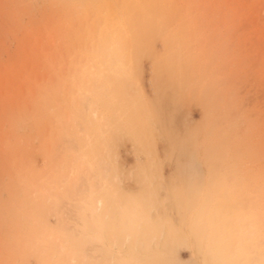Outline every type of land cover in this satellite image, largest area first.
I'll return each instance as SVG.
<instances>
[{"label": "rangeland", "instance_id": "374dc122", "mask_svg": "<svg viewBox=\"0 0 264 264\" xmlns=\"http://www.w3.org/2000/svg\"><path fill=\"white\" fill-rule=\"evenodd\" d=\"M86 262L264 264V0H0V264Z\"/></svg>", "mask_w": 264, "mask_h": 264}, {"label": "bare ground", "instance_id": "6f19581e", "mask_svg": "<svg viewBox=\"0 0 264 264\" xmlns=\"http://www.w3.org/2000/svg\"><path fill=\"white\" fill-rule=\"evenodd\" d=\"M119 3H120V2H119ZM116 6H117V5H116ZM106 7H107V6H106ZM109 7H110V5H109ZM123 7H124V6H123ZM117 8H118V7H117ZM110 10H111V8H110ZM117 10H118V9H117ZM103 12H104V11H103ZM111 15H112V13H111ZM113 18H115V17H113ZM98 19H99V18H98ZM110 20H111V19H110ZM108 21H109V20H108ZM121 26H122V25H121ZM125 28H126V27H125ZM117 29H118V28H117ZM122 29H123V28H122ZM117 31H118V30H117ZM82 32H83V31H82ZM123 32H124V31H123ZM104 34H106V32H105ZM114 35H115V34H114ZM91 37H92V36H91ZM94 37H95V36H94ZM113 37H114V36H113ZM79 39H80V38H79ZM94 39H95V38H94ZM91 41H92V40H91ZM116 41H117V40H116ZM107 42H108V39H107ZM127 42H128V41H127ZM129 42H130V41H129ZM88 44H89V43H88ZM93 44H94V43H93ZM96 44H97V42L95 43V45H96ZM105 44H106V43H105ZM115 44H116V43H115ZM117 44H118V43H117ZM128 44H129V43H128ZM126 45H127V44H126ZM99 46H100V45H99ZM99 46H98V47H99ZM98 47H97V48H98ZM105 47H106V46H105ZM116 47H117V46H116ZM118 47H119V46H118ZM129 47H130V46H129ZM82 48H83V47H82ZM89 48H90V47H89ZM89 48H88V49H89ZM95 49H96V46H95ZM106 49H107V47H106ZM108 49H109V48H108ZM108 49H107V53H109V52H108ZM118 49H119V48H118ZM89 50H90V49H89ZM128 51H129V50H128ZM99 53H100V51H99ZM122 54H123V53H122ZM82 55H83V54H82ZM100 56H101V54H100ZM102 56H103V55H102ZM107 56H108V54H107ZM87 57H88V56H87ZM110 58H111V56H110ZM129 58H130V57H129ZM86 60H87V58H86ZM102 60H104V59H102ZM114 60H115V59H114ZM92 61H93V60H92ZM124 61H125V60H124ZM104 62H106V61H104ZM90 63H93V62H90ZM112 63H113V62H112ZM115 64H116V63H115ZM131 65H132V64H131ZM131 65H130V66H131ZM118 66H119V64H118ZM128 67H129V66H128ZM132 67H133V66H132ZM80 68H81V67H80ZM121 68H122V67H121ZM121 68H120V70H121ZM130 68H131V67H130ZM92 69H93V68H92ZM77 70H78V69H77ZM111 70H112V69H111ZM79 71H80V70H79ZM95 71H97V70H95ZM95 71H94V75L96 74ZM98 73H99V72H98ZM130 74H131V73H130ZM88 76H89V75H87V77H88ZM104 76H105V75H104ZM104 76H103V77H104ZM108 76H109V75H108ZM108 76H107V77H108ZM87 77H86V78H87ZM100 77H101V76H100ZM113 77H115V76H113ZM97 78H99V77H97ZM87 79H88V78H87ZM101 79H102V78H101ZM110 79H111V78H110ZM88 80H89V79H88ZM105 80H106V79H105ZM91 81H92V80H91ZM103 81H104V80H103ZM92 82H93V81H92ZM93 83H94V82H93ZM95 83H96V82H95ZM92 85H93V84H92ZM103 85H105V84H103ZM76 86H77V84H76ZM100 86H101V85H100ZM105 86H107V85H105ZM90 87H93V86L90 85ZM102 87H103V86H102ZM102 87H101V88H102ZM85 88H86V87H85ZM87 88H88V87H87ZM99 89H100V88H99ZM95 90H96V89H95ZM90 91H91V92H92V91L94 92V90H92V89H91ZM108 91H109V90H108ZM108 91H107V92H108ZM74 92H76V90H75ZM84 92H85V91H84ZM95 92H96V91H95ZM97 92H98V91H97ZM99 93H100V92H99ZM59 94H60V92H59ZM81 94H82V93H81ZM105 94L107 95V93H105ZM84 95H85V94H84ZM103 95H104V94H103ZM82 96H83V95H82ZM91 96H93V95H91ZM104 97H105V96H104ZM107 97H108V96H107ZM84 98H86V101H87V98L90 99L89 96H88V97H84ZM93 98H94V97H93ZM106 99H107V98H106ZM106 99H105V100H106ZM108 99H109V97H108ZM71 100H72V99H71ZM71 100H69V101H71ZM82 101H83V100H82ZM88 102H89V100H88ZM88 102H87V103H88ZM90 102H93V101H90ZM108 102H109V101H108ZM56 103H57V102H56ZM58 103H59V102H58ZM83 103H84V102H83ZM101 103H102V102H101ZM101 103H99V104H101ZM73 104H74V103H73ZM73 104H72V105H73ZM77 104H79V102H77ZM77 104H76V105H77ZM88 104H89V103H88ZM92 104H93V103H92ZM94 104H95V103H94ZM96 104H97V103H96ZM70 105H71V104H70ZM90 105H91V104H90ZM103 105H104V104H103ZM83 106H87V104L84 103ZM70 107H71V106H70ZM77 107H78V106H77ZM87 107H88V106H87ZM87 107H86V108H87ZM96 107H97V106H96ZM79 108H80V106H79ZM84 108H85V107H84ZM117 108H118V107H117ZM73 109H74V108H73ZM71 110H72V109H70L69 111H71ZM74 110H75V109H74ZM79 110H80V109H79ZM101 110H103V109H101ZM81 111H82V110H81ZM83 111H85V109H84ZM86 111H87V110H86ZM71 112H72V111H71ZM101 112H102V111H101ZM76 113H77V112H76ZM84 113H86V112H83V114H84ZM73 114H75V113H73ZM73 114H72V115H73ZM92 114H93V115H92L93 117L98 115V113H97L96 111H94ZM103 114H104V113H103ZM105 114H106V113H105ZM66 115H67V113H66ZM100 115H101V114H100ZM106 115H107V114H106ZM153 115H155V114H153ZM86 116H87V114H86ZM98 116H99V115H98ZM101 116H102V115H101ZM107 116H108V115H107ZM79 117H80V116H78V118H79ZM108 117H109V116H108ZM101 118H102V117H101ZM103 118H105V117L103 116ZM106 118H107V117H106ZM68 119H69V118H68ZM68 119H67V120H68ZM82 119H83V118H82ZM88 120H90V119H88ZM91 120H93V119H91ZM103 120H104V119H103ZM103 120H102V121H103ZM107 120H108V118H107ZM53 121H54V120H53ZM61 121H62V120H61ZM102 121H100V122H102ZM89 122L91 123V121H89ZM92 122H93V121H92ZM60 123H61V122H60ZM75 123H76V122H75ZM77 123H78V121H77ZM80 123H81V122H80ZM62 124H64V123H62ZM83 124L85 125L86 123H83ZM97 124H98V123H97ZM101 124H102V123H101ZM78 125L80 126L81 124H78ZM94 125H95V123H94ZM107 125H108V124H107ZM123 125H124V124H123ZM85 126H86V125H85ZM87 126H88V123H87ZM101 126H102V125H101ZM107 127H108V126H107ZM109 127H110V126H109ZM109 127H108V128H109ZM59 128H61V127H59ZM63 128H64V127H63ZM73 128H74V127H73ZM73 128H72V129H73ZM83 128H84V127H83ZM105 128H106V126H105ZM76 129H77V128H76ZM89 129H90V128H89ZM91 129H93V127H91ZM46 130H47V129H46ZM65 130H66V129H65ZM95 130H96V129H94V132H96ZM67 131H69V130H67ZM88 131H90V130H88ZM97 131H98V130H97ZM108 131H109V130H108ZM108 131H107V132H108ZM110 131H111V130H110ZM110 131H109V132H110ZM77 132H78V131H77ZM77 132H76V134H77ZM79 132H80V131H79ZM109 132H108V133H109ZM144 132H145V131H144ZM58 133H59V132H58ZM60 133H61V131H60ZM80 133H82V132H80ZM80 133H79V134H80ZM87 133H88V132H87ZM63 134H64V133H63ZM74 134H75V133H74ZM79 134H78V135H79ZM91 134H92V133H91ZM91 134H90V135H91ZM101 134H103V133L101 132ZM101 134H99V135H101ZM56 135H57V134H56ZM70 135H71V134H70ZM78 135H77V136H78ZM94 135H95V134H94ZM96 135H97V134H96ZM96 135H95V136H96ZM104 135H106V134H104ZM104 135H103V136H104ZM57 136H58V135H57ZM62 136H63V135H62ZM85 136H87L86 133H85ZM107 136H108V135H107ZM54 137H55V136H54ZM74 137H75V136H74ZM74 137H73V138H74ZM79 137H80V135H79ZM89 137H90V136L88 135L87 140L89 139ZM91 137H92V136H91ZM147 137H148V136H147ZM57 138H59V137H57ZM94 138H95V137H94ZM98 138H99V137H98ZM98 138H97V139H98ZM91 139H93V138H91ZM148 139H149V138H148ZM57 140H58V139H57ZM62 140H63V138H62ZM64 140H65V139H64ZM72 140H73V139H72ZM101 140H103V139H101ZM108 140H110V139H108ZM146 140H147V139H146ZM73 141H74V140H73ZM73 141H72V142H73ZM89 141H91V140H89ZM92 141H93V140H92ZM97 141H98V140H97ZM99 141H100V140H99ZM103 141H104V140H103ZM76 142H77V139H76ZM85 142H86V141H85ZM74 143H75V142H74ZM77 143H78V142H77ZM77 143H76V144H77ZM83 143H84V142H83ZM92 143H93V142H92ZM85 144H87V143H85ZM88 144H89V143H88ZM95 144H97L96 141H95ZM107 144H108V143H107ZM107 144H106V145H107ZM42 145H43V143H42ZM73 145H74V144H73ZM112 145H113V144H112ZM79 146H80V145H79ZM72 147H73V146H72ZM91 147H92V145H91ZM93 147H94V146H93ZM105 147H106V146H105ZM68 148H69V147H68ZM77 148H78V147H77ZM77 148H76V150H77ZM87 148H88V147H87ZM73 149H75V147H74ZM93 149H94V148H93ZM93 149H92V150H93ZM97 149H99L98 146L95 148L93 154L90 156V158H91L93 161H94V160H97V158H98L99 153H98V150H97ZM106 149H107V148H106ZM142 149H143V148H142ZM71 150H72V148H71ZM76 150H75V151H76ZM92 150H90L89 152H91ZM67 151H68V150H67ZM65 152H66V151H65ZM72 152H73V151H72ZM105 152H106V151H105ZM112 152H113V151H112ZM66 153H67V152H66ZM85 153H86V152H85ZM113 153H114V152H113ZM50 154H51V153H50ZM70 154H71V153H70ZM73 155H74V154H73ZM79 155H80V154H79ZM49 156H50V155H49ZM82 156H84V155H82ZM104 156H105V155H104ZM111 156H113V155H111ZM43 157H44V156H43ZM78 157H79V156H78ZM80 157H81V156H80ZM44 158H45V157H44ZM48 158H49V157H48ZM65 158H67V157H65ZM81 158H82V157H81ZM84 158H85V157H84ZM150 158H151V156H150ZM152 158H153V157H152ZM46 159H47V158H46ZM50 159H51V158H50ZM71 159H73V157H71ZM74 159H75V158H74ZM191 159H192V158H191ZM47 160H48V159H47ZM82 160H83V159H81V161H82ZM89 160H90V159H89ZM107 160H109V159H107ZM111 160H112V159H111ZM113 160H114V159H113ZM153 160H154V159H153ZM53 161H54V160H53ZM64 161H65V160H64ZM67 161H68V159H67ZM69 161H70V160H69ZM71 161H72V160H71ZM79 161H80V160H79ZM84 161H85V160H84ZM86 161H87V160H86ZM82 162H83V161H82ZM82 162H80L79 164H81ZM91 162H92V161H91ZM113 162H114V161H113ZM154 162H155V160H154ZM64 163H65V162H64ZM74 163H75V161H74ZM74 163H73V164H74ZM92 163H93V162H92ZM90 164H91V163H90ZM96 164H97V163H96ZM46 165H47V164H46ZM68 165H69V164H68ZM74 165H76V164H74ZM88 165H89V163H88ZM77 166H78V163H77ZM106 166H107V165H106ZM74 167H75V166H74ZM81 167H82V166H81ZM88 167H89V166H88ZM99 167H100V166H99ZM50 168H51V167H50ZM60 168H63V167H60ZM101 168H102V167H101ZM104 168H105V167H104ZM107 168H108V167H107ZM68 169H69V168H68ZM99 169H100V168H99ZM99 169H98V170H99ZM77 170H78V169H77ZM91 170H92V169H91ZM53 171H55V170H53ZM72 171H73V170H72ZM101 171H102V169H101ZM110 171H111V169H110ZM42 172H43V171H42ZM46 172H47V171H46ZM57 172H58V171H57ZM63 172H64V171H63ZM63 172H62V173H63ZM67 172H68V171H67ZM70 172H71V167H70ZM80 172H81V171H80ZM83 172H86V171H83ZM87 172H88V171H87ZM87 172H86V173H87ZM106 172H107V170H106ZM54 173H55V172H54ZM58 173H59V172H58ZM62 173H61V174H62ZM68 173H69V172H68ZM76 173H77V172H76ZM89 173H90V172H89ZM102 173H103V172H102ZM104 173H105V172H104ZM33 174H34V173H33ZM44 174H45V173H44ZM64 174H65V173H64ZM73 174H74V173H73ZM100 174H101V173H100ZM80 175H81V174H80ZM82 175H83V173H82ZM91 175H92V174H91ZM98 175H99V174H98ZM98 175H97V176H98ZM104 175H105V174H104ZM110 175H112V174H110ZM88 176H90V175H88ZM99 176H100V175H99ZM38 177H40V176H38ZM43 177H44V176H43ZM60 177H62V176L60 175ZM74 177H76V176H74ZM82 177H84V176H82ZM94 177H95V176H94ZM94 177H93V178H94ZM48 178H49V177H48ZM54 178H55V177H54ZM88 178H89V177H88ZM38 179H39V178H38ZM55 179H56V178H55ZM64 179L66 180V176H65ZM72 179H73V178H72ZM80 179H81V178H80ZM86 179H87V178H86ZM86 179H85V180H86ZM94 179H95V178H94ZM94 179H93V181H94ZM101 179H102V178H101ZM51 180H52V179H51ZM53 180H54V179H53ZM57 180H58V178H57ZM74 180H75V178H74ZM103 180H105V178H104ZM34 181H35V180H34ZM37 181H38V180H37ZM37 181H35V182H37ZM40 181H41V180H40ZM66 181H67V180H66ZM70 181H71V179H70ZM79 181H80V180H79ZM91 181H92V179H91ZM35 182H34V184H35ZM55 182H56V181H55ZM62 182H64V181H62ZM82 182H83L84 184H86V182H85L83 179H82ZM46 183H47V182H46ZM53 183H54V182H53ZM53 183H52V184H53ZM67 183H68V182H67ZM93 183H94V182H93ZM52 184H51V185H52ZM57 184H58V183H57ZM63 184H64V183H63ZM72 184H74V183H72ZM98 184H99V183H98ZM37 185H38V184H37ZM40 185H41V184H40ZM68 185H69V184H68ZM93 185H94V184H93ZM93 185H92V187H95V186H93ZM59 186H60V185H59ZM65 186H66V185H65ZM100 186H101V185H100ZM102 186H103V185H102ZM104 186H105V185H104ZM42 187H43V186H42ZM44 187H45V186H44ZM48 187H49V186H48ZM71 187H72V186H71ZM74 187H75V186H74ZM51 188H53V190H54V187H51ZM57 188H58V187H57ZM61 188H62V187H61ZM68 188H69V187H68ZM97 188H98V187H95V189H97ZM37 189H38V188H37ZM66 189H67V188H65V192H66ZM70 189H71V188H70ZM75 189H78V187L75 188ZM108 189H110V188H108ZM108 189H107V190H108ZM53 190H52V191H53ZM56 190H57V189H56ZM99 190H100V189H99ZM44 191H45V193H46V192H47V189H45ZM44 191H43V193H44ZM50 191H51V190H50ZM59 191H60V190H59ZM73 191H74V190H73ZM79 191H80V190H78V192H79ZM85 191H86V190H85ZM87 191H88V187H87ZM89 191H90V189H89ZM105 191H106V190H105ZM67 192H68V191H67ZM71 192H72V190H71ZM71 192H69V193H71ZM92 192H93V191H92ZM37 193H38V192H37ZM39 193H40V192H39ZM51 193H52V192H51ZM57 193H58V192H57ZM60 193H62V192L60 191ZM69 193H68V194H69ZM80 193L85 194V192L83 193V191L80 192ZM94 193H95V192H94ZM101 193H102V192H101ZM107 193H108V192H107ZM46 194L48 195V193H46ZM96 194H97V193H96ZM150 194H151V193H150ZM39 195H40V194H39ZM43 195H45V194H43ZM52 195H53V194H52ZM52 195H50V196L52 197ZM54 195H55V194H54ZM72 195H73V194H72ZM75 195H76V194H75ZM75 195H73V196H75ZM90 195H91V194H90ZM57 196H58V195L56 194L54 197H57ZM60 196H62V194H61ZM66 196L68 197L67 194H66ZM66 196H65V197H66ZM76 196H77V195H76ZM84 196H85V195H84ZM87 196H88V195H87ZM102 196H103V195H102ZM149 196H150V195H149ZM44 197H45V196H44ZM51 197H50V198H51ZM58 197H59V196H58ZM58 197H57V198H58ZM79 197H80V196H79ZM91 197H93V196H91ZM91 197H90V199H91ZM39 198H40V197H39ZM46 198H47V196L45 197V199H46ZM69 198H70V197H69ZM80 198H81V197H80ZM103 198H104V197H103ZM109 198H110V197H109ZM109 198H108V199H109ZM63 199H64V198H63ZM70 199H71V198H70ZM82 199H83V198H82ZM85 199H86V198H85ZM54 200H55V199H54ZM58 200H59V199H58ZM72 200H73V199H72ZM76 200L78 201V199H76ZM86 200H87V199H86ZM86 200H85V201H86ZM97 200H98V199H97ZM51 201L53 202V199H51ZM61 201H63V200L61 199ZM74 201H75V199H74ZM90 201H92V200H90ZM94 201H95V200H94ZM58 202H59V201H58ZM86 202H87V201H86ZM96 202H97V201H96ZM56 203H57V199H56ZM61 203H62V202H61ZM89 203H90V202H89ZM39 204H40V202H39ZM43 204H44V203H43ZM50 204H51V203H50ZM87 204H88V202H87ZM51 205H53V203H52ZM51 205H50V208L48 207L50 210L52 209V208H51V207H52ZM55 205H56V204H55ZM83 205H84V204H83ZM40 206H41V205H39V207H40ZM86 206H88V205H86ZM92 206L94 207V205H92ZM95 206H96V204H95ZM97 206H98V204H97ZM97 206H96V209H97ZM42 207H43V206H42ZM59 207H60V206H59ZM79 207H80V206H79ZM90 207H91V205H90ZM37 208H38V207H37ZM56 208H57V207H56ZM80 208H81V207H80ZM82 208H83V207H82ZM127 208H128V207H127ZM44 209H45V208H44ZM86 209H87V208H86ZM89 209H90V208H89ZM47 210H48V209H47ZM91 210H92L91 212H93V209H91ZM81 211H82V210H81ZM87 211H88V210H87ZM48 212H49V210H48ZM52 212H54V211H52ZM99 212H100V211H99ZM99 212H98V213H99ZM55 213H58V212H55ZM82 213H83V212H82ZM45 214H46V213H45ZM45 214H44V215H45ZM83 214H84V213H83ZM85 214H86V213H85ZM85 214H84V215H85ZM80 215H81V214H80ZM47 216H48V215H47ZM88 216H89V215H88ZM129 216H130V215H129ZM39 217H40V216H39ZM45 217H46V216H45ZM89 217H90V216H89ZM89 217H88V218H89ZM86 218H87V216H86ZM88 218H87V219H88ZM45 219H46V218H45ZM89 222H91V221H89ZM36 224H37V223H36ZM36 224H35V226H36ZM89 224H90V223H89ZM40 226H41V225H40ZM89 227H90V226H89ZM63 228H65V227L63 226ZM65 229H66V228H65ZM63 230H64V229H63ZM67 230H68V229H67ZM67 230H66V231H67ZM88 230H89V229H88ZM88 230H87V231H88ZM44 231H46V230H44ZM63 232L65 233V231H63ZM49 233H50V232H49ZM49 233H48V235H49ZM67 233H68V232H67ZM75 233H76V232H75ZM75 233H73V236H76ZM70 234H71V233H70ZM48 235H47V236H48ZM50 235H51V234H50ZM59 235H60V234H59ZM59 235H58V236H59ZM63 235H64V234H63ZM67 235H68V234H67ZM56 236H57V235H56ZM61 236H62V235H61ZM73 236H72V237H73ZM64 237H65V236H64ZM153 237H154V236H153ZM31 238H32V237H31ZM50 238H51V237H50ZM84 238H85V237H84ZM90 238H91V237H90ZM75 239H76V238H75ZM77 239L79 240V238H77ZM85 239H86V238H85ZM97 239H98V238H97ZM56 240H57V239H56ZM71 240H72V239H71ZM80 240H81V239H80ZM80 240H79V241H80ZM53 241H54V240H53ZM67 241H68V240H67ZM67 241H66V243H68ZM88 241H89V240H88ZM34 242H35V241H34ZM43 242H44V241H43ZM59 242H60V241H59ZM86 242H87V241H86ZM63 243H64V242H63ZM73 244H74V243H73ZM76 244H77V243H76ZM76 244H75V245H76ZM78 244H79V243H78ZM56 245H57V244H56ZM62 245H63V244H62ZM69 245H70V244H69ZM84 245H86V243H85ZM84 245H82V248H83ZM60 246H61V244H60ZM45 247H46V246H45ZM47 247H48V245H47ZM54 247H55V246H54ZM58 248L60 249V247H58ZM56 249H57V248H56ZM67 249H68V248H67ZM73 249H74V247H73ZM78 249H79V248H77V250H78ZM80 249H81V248H80ZM43 250H44V249H43ZM84 250H85V249H84ZM59 251H60V250H59ZM73 251H74V250H73ZM79 251H80V250H79ZM43 252H44V251H43ZM48 252H49V251H48ZM69 252H70V251H69ZM80 252H81V251H80ZM41 253H42V252H41ZM78 253H79V252H78ZM81 253H82V252H81ZM84 253H85V251H84ZM43 254H44V253H43ZM72 254H73V253H72ZM50 255H51V254H50ZM78 255H79V254H78ZM45 256H46V255H45ZM70 256H71V255H70ZM70 256H69V257H70ZM84 256H85V254H84ZM47 257H48V256H47ZM47 257H46V258H47ZM50 257H51V256H50ZM50 257H49V259H50ZM77 257H78V256H77ZM81 257H82V255H81ZM47 259H48V258H47ZM47 259H46V260H47ZM79 259H81V258H79ZM46 260H44V257H43V261H46ZM64 261H65V260H64ZM64 261H63V263H64ZM67 261H70V260H67ZM83 261H84V259H82L81 262H83ZM49 263H50V262H49ZM78 263H80V261H79ZM84 263H85V262H84ZM51 264H52V263H51ZM65 264H67V263H65ZM86 264H88V263L86 262Z\"/></svg>", "mask_w": 264, "mask_h": 264}]
</instances>
